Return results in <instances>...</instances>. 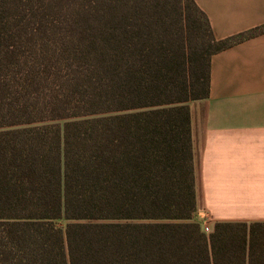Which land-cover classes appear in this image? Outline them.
Masks as SVG:
<instances>
[{
	"label": "trees",
	"instance_id": "trees-1",
	"mask_svg": "<svg viewBox=\"0 0 264 264\" xmlns=\"http://www.w3.org/2000/svg\"><path fill=\"white\" fill-rule=\"evenodd\" d=\"M195 0H0V264H264V222L195 218Z\"/></svg>",
	"mask_w": 264,
	"mask_h": 264
},
{
	"label": "crops",
	"instance_id": "crops-1",
	"mask_svg": "<svg viewBox=\"0 0 264 264\" xmlns=\"http://www.w3.org/2000/svg\"><path fill=\"white\" fill-rule=\"evenodd\" d=\"M195 2L218 40L264 25V0ZM190 108L196 214L212 231L264 222V33L212 56L210 96Z\"/></svg>",
	"mask_w": 264,
	"mask_h": 264
},
{
	"label": "built area",
	"instance_id": "built-area-1",
	"mask_svg": "<svg viewBox=\"0 0 264 264\" xmlns=\"http://www.w3.org/2000/svg\"><path fill=\"white\" fill-rule=\"evenodd\" d=\"M200 222V221H198ZM201 226H202V229L204 232H206L207 234H210L212 232L211 228L209 227V225L205 224V223H202L200 222Z\"/></svg>",
	"mask_w": 264,
	"mask_h": 264
},
{
	"label": "rangeland",
	"instance_id": "rangeland-1",
	"mask_svg": "<svg viewBox=\"0 0 264 264\" xmlns=\"http://www.w3.org/2000/svg\"><path fill=\"white\" fill-rule=\"evenodd\" d=\"M195 218H196L197 221H201L202 223L205 222V218L199 217L197 214L195 215Z\"/></svg>",
	"mask_w": 264,
	"mask_h": 264
}]
</instances>
